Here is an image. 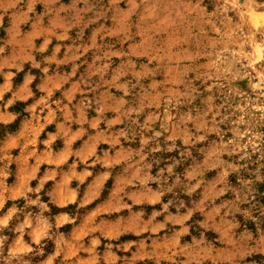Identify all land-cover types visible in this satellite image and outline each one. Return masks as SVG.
<instances>
[{"label": "rangeland", "instance_id": "1", "mask_svg": "<svg viewBox=\"0 0 264 264\" xmlns=\"http://www.w3.org/2000/svg\"><path fill=\"white\" fill-rule=\"evenodd\" d=\"M0 264H264V0H0Z\"/></svg>", "mask_w": 264, "mask_h": 264}]
</instances>
